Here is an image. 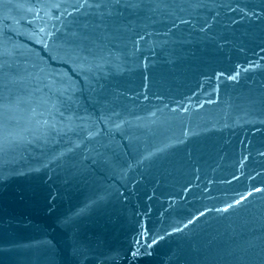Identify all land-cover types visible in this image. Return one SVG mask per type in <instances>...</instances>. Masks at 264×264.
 Listing matches in <instances>:
<instances>
[{"label": "water", "instance_id": "obj_1", "mask_svg": "<svg viewBox=\"0 0 264 264\" xmlns=\"http://www.w3.org/2000/svg\"><path fill=\"white\" fill-rule=\"evenodd\" d=\"M0 264H264V0H0Z\"/></svg>", "mask_w": 264, "mask_h": 264}]
</instances>
